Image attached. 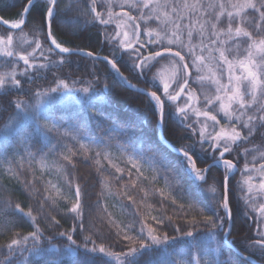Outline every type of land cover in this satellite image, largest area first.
Listing matches in <instances>:
<instances>
[{"label": "snow or ice", "instance_id": "1", "mask_svg": "<svg viewBox=\"0 0 264 264\" xmlns=\"http://www.w3.org/2000/svg\"><path fill=\"white\" fill-rule=\"evenodd\" d=\"M61 3L62 0H27L17 19L10 21L0 16V24L22 33L27 24L33 33L31 40L23 33L21 40L30 49L23 51L18 50L12 32L0 35V68L7 69L0 71V96L26 91L22 79L31 83L37 78L36 73L71 64L72 55H87L106 61L118 80L142 93L147 100L143 108L134 109V119L126 125L109 120L104 112L95 109L103 93L109 90L107 83L103 89H98L91 82L85 86L81 80L57 78L48 88L27 89L31 103L24 99L8 100L13 113L0 127L5 151L11 149L13 140L29 146L34 136L43 137L48 141L49 150L45 152L41 148L37 153L29 151L28 155L36 160L41 172L56 169L63 176L67 191L35 176L24 180L23 187L30 198L31 192L39 194L37 214L30 204L25 208L14 200L0 199V218L8 223V231L25 218L34 229L27 234L16 232L8 243L0 245V264H61L66 257L96 254L103 255L105 264H264V142L252 144L257 134L264 141V0H83L78 11L84 23L114 25L113 34L105 39L114 41L118 50L129 53L132 66L156 90L132 84L120 72L115 59L58 42L55 32L67 22L65 16L71 10L70 4L62 8ZM128 9L137 14L133 15ZM72 22L77 23L78 19ZM150 22L157 27H148ZM45 43L49 45L47 48ZM53 53L59 57L55 61L49 59ZM95 79L99 81L98 76ZM190 80L214 87L215 94H198L190 87ZM73 103L79 105V109L67 120L55 115L54 105ZM149 113L158 126L175 117L180 127L194 138L183 147L168 145L169 151L179 154V167L155 146L145 148L143 141L132 139L136 131L142 130ZM190 117L194 118L191 123L188 122ZM89 118L109 120L108 135L101 137L99 143L88 135ZM221 119L227 123L222 124ZM117 132L129 140L120 145L121 159L131 166L127 170L130 180L132 169L137 173L127 188L140 194V205L154 210V206L145 203L150 193L161 198L158 201L161 207L165 198L175 205L172 192L183 194L187 190L185 184L195 193V199L178 206L181 223H173L171 216L162 213L160 218L150 216L151 223L141 218L137 229L134 224L122 226L109 211L105 200L113 195V179L119 181L126 171L113 163V154L109 151ZM53 139L55 144L51 143ZM161 142L167 144L166 138ZM245 144L252 146L242 147ZM50 153L56 157L51 162ZM77 156L95 165L100 175L99 192H91L88 184L82 186L74 182L73 158ZM209 159L211 164L198 166V161ZM144 165L155 173L151 177V188L137 183L148 181L143 176ZM21 168L22 165H17L16 169L9 168V172L19 179ZM213 168L220 171L219 176L211 174ZM105 172H109V176H105ZM236 173L241 175L239 181L235 180ZM159 178L165 181L167 196L165 189L154 187ZM38 183L43 185L42 191L36 187ZM237 189L243 193L240 199L251 213L257 238L244 245L251 255L238 252L240 259L234 261L231 257L234 242L228 237L235 225L230 199ZM92 195L96 196L95 201L91 200ZM117 195L130 202L121 204V215L126 207H134L135 215H140L139 208L135 207L137 200L129 190ZM64 202H67L64 204L67 213L72 214L75 221L73 226L54 236L46 235V228L60 227V221L52 212L59 213L60 204ZM204 208H209L214 216H204ZM13 217L17 220L13 221ZM38 218L46 222V228H41ZM165 220L176 235L158 232ZM199 224H204L206 230L199 229ZM103 229L120 239L122 251L110 250L104 243L97 244L93 237L99 238ZM132 231L138 235H129ZM219 232L223 233V243L217 238ZM76 235L81 237L79 243L74 238ZM54 238L66 239L69 243L64 246L63 255L45 258L46 253L61 250L52 243ZM222 255L226 258L221 259ZM257 256L259 260L254 258Z\"/></svg>", "mask_w": 264, "mask_h": 264}, {"label": "trees", "instance_id": "2", "mask_svg": "<svg viewBox=\"0 0 264 264\" xmlns=\"http://www.w3.org/2000/svg\"><path fill=\"white\" fill-rule=\"evenodd\" d=\"M27 3V0H2L0 2V16H3L8 20L17 19V14L22 10L24 5ZM10 5L5 8L4 5ZM71 10L67 11L65 19L67 22L62 23L60 27L56 30L55 34L59 42L63 43L64 46L70 48H82L86 51H91L97 54L99 57L108 56L110 59H115L117 62V66L120 69V72L124 74L125 77L131 81L132 84L137 85L140 88H149L151 90H156L152 88L151 84L147 82V80L140 76V74L136 71V69L132 66L133 61L131 55L123 50H118L115 46V42H109L105 39L106 36H111L115 30L114 25L108 26H100L98 24L84 23V17L81 16L78 11L79 7L83 6V0H62L61 7L63 8L65 5H69ZM118 10V8L116 9ZM132 11L131 9H128ZM133 15L137 13L132 11ZM77 23H73L72 21L77 20ZM90 19V17H88ZM143 28L144 25L142 24ZM148 27L156 28L157 24L149 23ZM9 32H12L14 37L16 38V44L18 50H30L27 44H23L21 37L23 33L27 34V39L31 40L33 37V33L31 31L30 25H25L23 28V33L20 30H12L8 26L0 24V35H7ZM41 41H44V37H40ZM143 40V35L141 36ZM45 48L49 45L45 43ZM45 55L49 54L45 52ZM66 57L68 54H64ZM59 57L53 53L49 59L55 61ZM72 63L66 64L60 67H50L49 69L44 70L42 73H36V79L31 83H25L22 79V84L26 91H13L9 96H0V127L7 122L8 116L13 113V109L9 106L8 100L10 99H24L28 100L30 103L32 102L31 96L27 89L35 90L36 88H48L54 85V82L57 78L60 79H68L71 78L73 80H81L85 82V86H88V82H91L93 87L98 89H103V85L107 83L109 85V90L103 93L102 98L95 105V109L97 111L104 112L107 116H109V120H115L119 124L126 125L129 121L134 119L135 113L134 109L137 107H144V101L147 100V97L142 93L137 92L135 89L128 87L123 81L118 80L115 75L114 70L111 68V65L102 59H92L87 55H72L70 57ZM47 63V61H43ZM22 67V62H20ZM6 68H0V71H5ZM155 71V69H153ZM30 74L31 70H30ZM99 77V81H96L95 77ZM148 76H151V73H148ZM194 76V73H193ZM42 77V78H41ZM20 78V77H18ZM190 87H195L192 80L189 81ZM79 109V105L70 104L63 105L57 104L54 105L53 111L56 116H62L64 119H68L69 116L75 113ZM109 120L104 119H96L89 118L87 121V132L88 135L93 137L94 140L99 143L101 137H105L108 135L106 131L109 128ZM55 136V134H52ZM166 138L167 144L162 143L161 141ZM132 139L136 142L143 141L144 147L148 148L149 146H155L161 153L168 156V159L173 163L177 164L179 167L180 156L174 150L169 151L168 145H172L175 148L183 147L189 143L193 142L191 134L180 127L178 121L175 117H172L166 120L165 125L158 126L155 122V118L151 116L149 113L148 119L145 121L142 130L136 131L132 136ZM128 138L123 134L117 132L115 134V139L112 140V146L109 148V151L113 154V163H116L119 167L125 168V174L121 175L119 181L113 179L112 185V196H109L105 203L109 205V211L113 212V215L117 220L122 222V226L125 224H134L135 227L139 228L138 221L143 219H148L150 216H156L157 218L161 217L163 213L166 216L172 217L173 223H181V213L179 210V205H187L189 199H195V193L188 189L187 184H185L186 191L183 194L173 191L172 195L175 197L176 204L173 205L170 200L164 199L162 201L163 207H161V203L158 201L161 198L158 195H153L150 193L148 199L145 201L146 204L154 206L153 209H146L143 205L139 204L141 196L138 192H131L130 189L127 188L133 180H135L137 173L134 169H132V180H130L127 176V170L131 168L130 165H126V162L121 159L122 152L120 150L121 144L128 143ZM262 141L259 134H257L256 139L252 141V144H261ZM52 144L56 143V140L53 139L51 141ZM4 141L0 140V199H10L15 202L21 203L22 206L27 208L30 204L33 207L34 214H37L38 200L39 194L35 192L30 193L25 191L23 187L24 180H31L33 176L42 178L43 181H51L52 183L57 184L62 188L65 192L67 191L66 186L62 183L63 176L58 173V176L54 179L47 171L41 172L39 169L36 160L29 157V151L31 153H37L39 149L43 148L45 152L49 149L46 147L48 141L43 137L34 136L31 144L29 146H24L17 144L15 140L12 141V147L10 150L5 151L3 147ZM252 144H245L242 147H251ZM199 145H197V149H199ZM207 147V146H205ZM23 148L24 151L20 149ZM63 151V149H59ZM95 151V146L93 147ZM55 154L50 153L48 156L49 161L55 160ZM228 158H233L229 156ZM74 163L76 164V168L74 170V182L81 183V185L88 184L89 190L93 193L99 192L100 188L97 181L100 179V175L96 172L95 165L93 163L85 162L81 157H74ZM211 160H205L204 162L198 161L199 167H205L208 164H211ZM17 165H22L20 170L19 179L15 176L11 175L9 172V168L16 169ZM31 165V167H30ZM240 166H243V160H241ZM111 171V170H110ZM143 176L148 178V181L140 180L137 183L141 184L145 188H151L153 185L150 183L151 177L155 175L152 171H150L147 165H144L142 168ZM211 174L214 176H219L220 171L216 168L211 170ZM105 176H109V172L104 173ZM72 178V177H69ZM241 179L240 173H236L235 180L239 181ZM181 180H183V176H181ZM37 188L43 190V185L38 183L36 185ZM154 187L156 189H165L167 196V187L163 178H159ZM129 190L130 194L133 195V198L137 200V205L135 207L139 208L140 215H135L134 207H126L124 214L121 215L119 213V209L121 204L129 205L130 202L126 199H123L121 196L117 195V193ZM243 196V193L237 189L236 195L230 199L231 206L233 208V213L235 217V225L231 231V235L229 236V240L233 241L235 246L239 251L243 252L245 255H251L249 251H247L244 247L246 243L251 240L256 239V233L254 231V223L251 218V213L249 209L244 205V202L240 197ZM96 196L92 195L91 200L95 201ZM64 203L60 204V212H52V215L56 217L60 221V227L54 229L46 228V222L39 220L41 228H46V235L54 236L56 232H64L69 231L74 224V219L72 214L67 213ZM70 206V205H69ZM248 215H245V213ZM223 214V213H221ZM193 215L197 216V219H200V216L197 213H193ZM204 216H214V213L209 208H204L203 212ZM188 217H184L187 219ZM13 221L17 220V218L13 217ZM148 222L151 223V220L148 219ZM155 227V225H153ZM9 225L3 219L0 218V245H4L9 242V240L13 237L14 233L19 232L22 234H27L28 232L33 231V227L31 223L25 220L23 222L16 223V226L12 228L11 231H8ZM197 227L201 230H206L204 224H199ZM187 230V229H183ZM158 232L163 233L167 232L169 235H176L175 232L172 231L171 224L165 220L163 226L158 228ZM129 235H138V232L132 231L129 232ZM79 243L81 237L76 235L74 237ZM96 239L97 244L104 243L106 247H110V250L122 251L123 249L120 247V239L113 234H110L107 229H103L99 238L93 237ZM218 240L223 243V233L219 232L217 234ZM53 244L60 246V252H52L46 253L45 258L49 256H61L63 255V248L65 245L69 243L66 239H53ZM44 247L47 248V242H45ZM27 255V254H25ZM231 257L234 261H239L240 257L236 251L231 248ZM2 258V257H0ZM221 259H225L226 256L222 255ZM259 260L260 257H254ZM61 264H105V259L102 254H96L91 256L77 255L75 257H66L61 261Z\"/></svg>", "mask_w": 264, "mask_h": 264}, {"label": "rangeland", "instance_id": "3", "mask_svg": "<svg viewBox=\"0 0 264 264\" xmlns=\"http://www.w3.org/2000/svg\"><path fill=\"white\" fill-rule=\"evenodd\" d=\"M117 11H119V9H118ZM10 21H11V20H10ZM58 42H59V41H58ZM194 42H195V39H194ZM193 73H194V76H195V75H196L195 71H193ZM225 82H226V80H225ZM193 83H194V82H193ZM194 85H195V87H193L192 89H194L198 94H200V93H207V94H210V95H214V94H215L214 87H212V86H209V85H207V84L201 86V85H199V84H197V83H194ZM201 107H203V97H202V96H201ZM193 119H194L193 117H190L188 122L191 123ZM221 123H222V124H226L227 121L224 120V119H221ZM194 126H195V125H194ZM250 158H251V157H249V159H250ZM49 162H51V161H49ZM47 172H48V173L50 174V176H52V178H54V179L58 176V172L56 171V169H51V170H49V171H47Z\"/></svg>", "mask_w": 264, "mask_h": 264}, {"label": "water", "instance_id": "4", "mask_svg": "<svg viewBox=\"0 0 264 264\" xmlns=\"http://www.w3.org/2000/svg\"><path fill=\"white\" fill-rule=\"evenodd\" d=\"M161 130H162V126H161ZM228 239H229V237H228ZM231 241V240H230ZM232 249L234 250V251H236L237 253L238 252H241V251H239L235 246H233L232 245ZM245 255V254H244ZM245 256H248V255H245Z\"/></svg>", "mask_w": 264, "mask_h": 264}]
</instances>
